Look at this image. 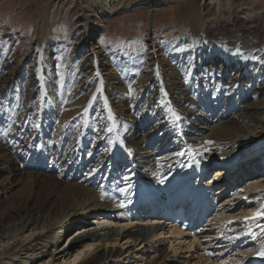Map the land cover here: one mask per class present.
Masks as SVG:
<instances>
[{
	"label": "bare ground",
	"instance_id": "obj_1",
	"mask_svg": "<svg viewBox=\"0 0 264 264\" xmlns=\"http://www.w3.org/2000/svg\"><path fill=\"white\" fill-rule=\"evenodd\" d=\"M116 2L102 0L92 16L104 19L102 10L111 9ZM81 8L88 9L86 4ZM177 14L179 26L175 37L170 41L162 38L159 46L150 44L152 66L143 80L137 82L142 87L132 105L127 94L130 78H119L117 88L107 84L109 80L95 79L86 119L93 103L98 102L103 106L102 119L107 124L91 131L87 121L83 123L80 140L88 141V145L72 139L69 148L57 150L59 161L46 149L39 152L32 145L19 142L20 138L0 145V163L7 174L4 183H0V264H118L122 255H130L131 264H137L148 253L160 260L156 247L164 242L169 244L171 254H166L164 264H264V257L258 255L264 240L251 239L254 250L251 247L240 251L239 245L247 241L238 229L236 234L231 232L232 225L228 224L231 217L226 215L229 205L223 206L220 200L226 192L221 179L228 184L234 182L229 188L232 201L244 200L248 190L264 191L261 180L255 181L261 174L257 170L261 168L262 173L264 170V157L259 154L264 151V6L247 0H188L177 8ZM43 16L41 22H52L47 15ZM85 35L89 36L87 32ZM93 37H84L78 44L79 58L93 53ZM41 42L37 38L35 49ZM95 58L94 52L91 63L97 67ZM125 66L122 63L121 68ZM46 75L44 80L58 91V105L66 113L74 111L78 102L68 99L60 104L68 98V86L63 91L53 82V74ZM38 82L41 95L46 87L42 80ZM86 82L92 84L91 80ZM98 87L102 91L97 92ZM88 90V86L83 87V93ZM109 92L117 96L116 103H128L105 105ZM47 104L51 105L48 112L53 111L55 101L48 97ZM39 109L35 115L41 118L43 108ZM175 114L182 117L179 123L175 122ZM108 124L117 130L116 136L107 131ZM0 125L9 135L16 128L4 126L1 111ZM41 133L44 132L39 133V146L44 141ZM177 152L185 155L177 156ZM250 157L252 160L245 161ZM23 159L26 166L18 169L16 164ZM219 162L225 166L211 171ZM240 164L246 165L244 173ZM93 168L98 171L86 175ZM201 172L197 181H201L207 195L200 197L207 199V207L201 212L208 214L207 225L201 232L196 231L199 225L196 220L193 232L182 231L170 221L174 190L169 189L180 183L179 188L191 191L197 182L192 175ZM122 173L132 178L127 197L117 191ZM101 189L105 190L104 199ZM145 194H158L160 198L149 202ZM258 196L263 206L264 192L255 193V199ZM122 200L124 207H120ZM209 210L213 212L209 214ZM82 222L85 225L80 227ZM77 225L79 229L67 236L68 244L58 247L68 229ZM249 230L259 229L255 223L245 233ZM237 235L239 238L233 239ZM258 241L260 244L256 246ZM193 243L199 244L194 247ZM138 245L142 248L135 250ZM212 247H216L213 256L205 255Z\"/></svg>",
	"mask_w": 264,
	"mask_h": 264
},
{
	"label": "rangeland",
	"instance_id": "obj_2",
	"mask_svg": "<svg viewBox=\"0 0 264 264\" xmlns=\"http://www.w3.org/2000/svg\"><path fill=\"white\" fill-rule=\"evenodd\" d=\"M247 1L255 3L257 6H264V0ZM100 2L102 0H0V69L3 70L0 72V105H3L0 106L1 116H3L4 126L8 124L11 128H19L26 117V126L24 125V128L21 126L19 130L13 129L10 135L4 131L5 127L1 128L2 125H0V145H7L8 141L15 142L16 139L20 138L19 142L22 141L27 145H32L33 149H38L39 152L46 149L47 153L53 158L56 157V160L59 161L60 152L58 153L57 150L64 151L69 148L72 139L78 143L83 142L80 140V131L84 128V122L87 121L91 131L99 127L102 128L107 124L106 119H102L103 106L101 104L102 107H100L98 102L93 103L94 111L92 110L90 116L86 119V108L92 105L90 95L95 90L97 83L95 79L98 77L104 81L105 79L109 80L107 84L116 88L119 86L117 83L121 82L119 78H125V80L130 78L131 81L128 86L131 91L128 89L127 94L129 100L132 101V105L136 93L142 87H139L137 82L143 80L152 66V61L149 59L150 44L153 43L159 46L162 38H166V40L168 38L170 41L175 37L177 25L179 26L177 8L182 4H187L188 0H117L116 4L111 6V9L102 10L101 15L104 18L102 20L92 16L94 14L93 10L96 6H99ZM91 3L92 5H90ZM82 4H86L88 9L81 8ZM229 9L230 7H228ZM45 14L47 18H51L52 22L45 21L46 24L41 22V16ZM46 15L43 17L45 18ZM150 18H152V21ZM86 32L89 36L85 35ZM91 35H94L91 46L93 53H96L97 67L91 63L93 60L92 51L88 55L85 54L86 57L82 59L79 58L80 53L76 51V47L82 43V39ZM37 38H41L42 42L39 44V48L35 49ZM122 63H126L125 68H121ZM18 71H21L20 75L17 74ZM47 72L53 74V82L60 89L65 91V86H68L66 87L68 98L60 101V104H63L64 101L67 102L68 99L73 100L72 103L74 101L78 102L77 107H73L75 108L74 111L71 109V112L66 113L58 105L57 102L60 99L58 98V91L53 90L54 88H51L50 84L44 80ZM117 74L122 75L117 77ZM113 77L116 79H111ZM37 79L42 80L43 85L46 87V91L41 95L39 92L40 82ZM87 80H91L92 84L89 85L86 82ZM84 86H88L89 89L85 93H83ZM78 96H80L79 99H76ZM48 97L56 103L51 112H48V109L51 108V105L47 104ZM106 97L109 101L105 99V105L107 106L115 107L122 104V102L116 103L118 102L117 96L110 92L106 94ZM40 107L43 108L40 113L41 118L35 115ZM72 121L77 125L73 124ZM34 122H38L37 124L40 125L38 129L35 127L37 124H34ZM108 125L112 129L111 132L116 136L117 130L111 124ZM76 128H78L77 132H75ZM40 132H44V134H41L45 142L43 141L39 146L38 137ZM87 142H83L85 146L88 145ZM90 143L89 145H91ZM74 146H76L75 142ZM249 160H252V158L245 161ZM48 163L52 167L51 162ZM24 164V159L20 160L16 167L22 169L26 166ZM219 166L220 164H216V167L210 170L215 171L220 168ZM241 166L240 170L244 173L246 165ZM259 170H257V173L261 172V174L255 181L261 180L260 184L264 185V170L263 173ZM254 173L257 174L256 171ZM6 177L7 174L0 163V183ZM212 178H214V175L209 177L210 180ZM248 191L247 200L244 199L246 203L243 199L232 201L230 192L221 197L222 202L219 200L222 204L224 203L230 207H227L229 211L226 215L233 218H230L228 223L230 226L232 225L231 230L233 231L231 232L236 234L235 230L238 229L247 241L239 245L240 251L249 250L251 247L254 250L251 245L254 242L245 235V231L247 228L254 227L255 223L245 225L241 221L250 217L251 214L253 216L256 211L261 209L260 206L262 207V205L260 204L263 202L259 199L261 196L255 199V193L258 194L264 191H261V189L258 192ZM233 203L239 205L230 206ZM224 204L223 206H225ZM217 206H220V204ZM93 221L94 219H92ZM83 225H85V222H82L79 226ZM79 226L70 228L71 230L68 229L66 237L62 238L58 247L67 245V241H69L67 236L72 235L75 230L79 229ZM256 236H261L259 230L256 231ZM259 242L256 243V246ZM197 244L199 243H194L193 246L195 247ZM120 245H122V242H120ZM168 247L167 242L156 247L158 254H161L162 257L160 260L157 257L153 258L148 253L144 256L145 260L137 264H164L166 262L164 259L167 258L166 254L171 255ZM141 248L142 246L138 245L135 250ZM151 249L153 250L152 247ZM210 249L215 251L216 247ZM179 256L181 257L182 254H179ZM132 262L133 259L130 255L129 257L122 255L118 264H131Z\"/></svg>",
	"mask_w": 264,
	"mask_h": 264
},
{
	"label": "snow or ice",
	"instance_id": "obj_3",
	"mask_svg": "<svg viewBox=\"0 0 264 264\" xmlns=\"http://www.w3.org/2000/svg\"><path fill=\"white\" fill-rule=\"evenodd\" d=\"M102 91V89L100 87L97 88V92ZM129 91H131V89H129ZM94 111V109H93ZM112 118V113L109 112V119ZM182 117L180 114H175V122L179 123L181 121ZM36 128H39L40 125H35ZM107 131L109 133H111L112 129L111 128H107ZM111 143V142H110ZM206 143H211V141H207ZM105 151L107 152L108 149H105ZM130 153V150H128ZM89 155H91V153H89ZM177 156H183L185 155V153L183 152H177L176 153ZM98 171V169H90L88 173H86V175H94L96 172ZM129 173L131 172L130 169L127 170ZM161 183H163V180L160 181ZM123 183V187L120 186V184ZM132 188V178L131 175H125V174H121V178L120 181H118L117 183V191L121 194H123L125 197H127L131 191ZM105 198V190L101 189V199ZM247 200V198H245ZM125 206V201H121L120 202V207H124ZM260 221H264V206L261 207V209H259L258 211H256L254 213V215L252 217L249 218H245V220L241 221L242 224H249V223H256V227L257 229H259V231L261 232V236L257 237L256 236V232L249 230L248 232L245 233V235L252 240H264V223H260ZM231 223H235V222H231ZM239 236L237 235L236 237H233V239H238ZM209 256L213 255V252H209L207 253ZM259 256L264 257V243L261 244V248H260V252L258 253Z\"/></svg>",
	"mask_w": 264,
	"mask_h": 264
}]
</instances>
